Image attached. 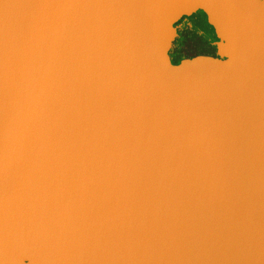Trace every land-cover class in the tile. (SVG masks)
I'll use <instances>...</instances> for the list:
<instances>
[{
	"label": "water",
	"instance_id": "1",
	"mask_svg": "<svg viewBox=\"0 0 264 264\" xmlns=\"http://www.w3.org/2000/svg\"><path fill=\"white\" fill-rule=\"evenodd\" d=\"M0 264H264V0H0Z\"/></svg>",
	"mask_w": 264,
	"mask_h": 264
},
{
	"label": "trees",
	"instance_id": "2",
	"mask_svg": "<svg viewBox=\"0 0 264 264\" xmlns=\"http://www.w3.org/2000/svg\"><path fill=\"white\" fill-rule=\"evenodd\" d=\"M181 32H183L185 34L188 33L189 35H193L194 37H196V39L198 41H200V42L202 41V44L198 43V45H196V46L187 47L185 45H181V41L179 40V35H178V38H177L178 47L183 52H185V53H192V52L202 51V50L208 49V45L206 43L205 38L202 37V36H200V35H198L197 32L193 28H184V29L181 30Z\"/></svg>",
	"mask_w": 264,
	"mask_h": 264
},
{
	"label": "rangeland",
	"instance_id": "3",
	"mask_svg": "<svg viewBox=\"0 0 264 264\" xmlns=\"http://www.w3.org/2000/svg\"><path fill=\"white\" fill-rule=\"evenodd\" d=\"M179 35V40L181 41V45H185L187 47H193L198 45V43L202 44L201 42H197L198 40L196 39V37H194L193 35H189L188 33H183L180 31Z\"/></svg>",
	"mask_w": 264,
	"mask_h": 264
},
{
	"label": "flooded vegetation",
	"instance_id": "4",
	"mask_svg": "<svg viewBox=\"0 0 264 264\" xmlns=\"http://www.w3.org/2000/svg\"><path fill=\"white\" fill-rule=\"evenodd\" d=\"M198 42H200V41H198Z\"/></svg>",
	"mask_w": 264,
	"mask_h": 264
}]
</instances>
